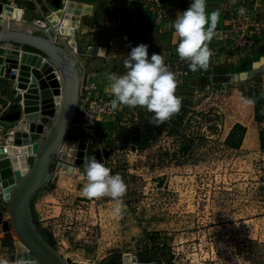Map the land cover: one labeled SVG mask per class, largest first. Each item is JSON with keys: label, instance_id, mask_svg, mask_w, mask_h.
Returning <instances> with one entry per match:
<instances>
[{"label": "rangeland", "instance_id": "1", "mask_svg": "<svg viewBox=\"0 0 264 264\" xmlns=\"http://www.w3.org/2000/svg\"><path fill=\"white\" fill-rule=\"evenodd\" d=\"M76 2L81 1L0 0V4L22 10L21 17L11 20L0 14V29H31L34 34L51 36L45 30L52 28V38L60 37L65 44L61 19L53 23L50 18L65 3L79 8L72 17L77 34H94L93 23L108 21L116 14L92 16L86 2L83 7ZM120 2L117 13L124 19L129 13L122 9L131 6L132 0ZM223 2L227 7L233 4ZM83 47L86 58H96V50L95 55L91 48ZM21 49L31 51L0 42V53L6 57ZM69 49L74 56L72 46ZM221 57L227 58L226 53L211 59L210 66ZM241 61L246 60L229 63ZM42 87L31 86L29 92ZM259 91H264L263 67L229 77L200 70L177 84L175 94L182 98L181 108L163 124L152 123V112L127 107L114 119L103 120L106 136L100 149L80 141L83 157L78 161L72 157L74 162L58 160L50 182L36 195L33 213L40 232L52 238L65 258L87 264H264V149L260 143L264 122L255 121V102L242 103V98L255 101ZM23 99L17 81L5 73L0 75V105L4 108L0 125L5 126L0 131V164L16 173L21 167L29 168L34 160L30 153H15V137L10 133L20 120L9 119L13 114L7 110L14 104L18 112L16 105L22 107ZM237 124L246 129L243 139L239 128L232 136ZM141 137L143 147L138 153L134 146ZM93 157L126 184L118 215L113 214L116 200L89 198L84 192L87 180L82 179L83 172ZM60 161L66 164L57 171ZM3 180L0 168V260L36 264L20 259L25 257L24 249L8 227Z\"/></svg>", "mask_w": 264, "mask_h": 264}, {"label": "clouds", "instance_id": "2", "mask_svg": "<svg viewBox=\"0 0 264 264\" xmlns=\"http://www.w3.org/2000/svg\"><path fill=\"white\" fill-rule=\"evenodd\" d=\"M244 11L240 9L241 14ZM219 18V9L207 11V0H192L188 9L177 13L172 23L178 38L176 52L182 60L189 62L190 71L209 69L212 51L208 44L217 34ZM124 65L127 69L124 74L107 75L113 97L110 101L112 111L123 106L145 108L154 113L152 123L155 125L163 124L179 112L182 98L175 94L176 77L160 53H152L149 57L148 45L139 44L131 48ZM242 103L252 105L254 101L242 98ZM83 178L87 180L84 187L86 196L111 197L117 201L113 214H120V200L126 192V184L119 174H112L111 169L93 157L85 165ZM0 264L8 262L0 260Z\"/></svg>", "mask_w": 264, "mask_h": 264}, {"label": "water", "instance_id": "3", "mask_svg": "<svg viewBox=\"0 0 264 264\" xmlns=\"http://www.w3.org/2000/svg\"><path fill=\"white\" fill-rule=\"evenodd\" d=\"M3 9L4 5L1 3L0 14ZM0 42L21 48L30 46L38 50L54 65L61 79V96L52 97V109L56 108V110L49 111L52 116L49 117L51 123L45 125L40 121H30L31 133L17 131L15 134V144L22 145L40 140V145L34 155L32 165L17 179L11 189L8 197L10 215L8 227L13 228L18 239L30 250L36 264H70L40 232L34 220L33 201L50 182L53 168L59 158L74 162V159L63 151V146L77 112L81 83L80 63L59 38L34 34L21 28H1ZM13 51L20 52L19 50ZM35 128L38 129V133L34 132ZM42 132L43 135H41ZM136 264L155 263L149 261Z\"/></svg>", "mask_w": 264, "mask_h": 264}, {"label": "built area", "instance_id": "4", "mask_svg": "<svg viewBox=\"0 0 264 264\" xmlns=\"http://www.w3.org/2000/svg\"><path fill=\"white\" fill-rule=\"evenodd\" d=\"M131 3V6L122 9L128 11L127 17L131 21L138 18L145 23L146 20H149V24L162 28L168 24L172 25L177 15L165 4L164 0H132ZM188 8L186 7V9ZM241 8L245 10L243 14L240 12ZM224 12V38L221 42L209 47L212 51L211 59L223 56L224 53L229 58V62L250 59L264 46V0H235L231 7L225 6ZM121 16L124 15L121 14ZM176 47L170 50L169 57L164 59V62L168 69L175 74L178 84L185 78L195 76L200 70L190 71L189 62L182 60L177 55ZM28 52L38 53L39 56L48 61L47 57L39 52ZM92 52H95L96 55V51L92 49ZM97 52L99 55L100 52ZM78 61L81 70V85L77 112L70 132L72 133L73 129L76 128L77 137L75 138L77 140L85 142L93 149H100L106 136L102 121L114 119L122 108L127 106L112 111L110 108L112 95L104 93L99 84L92 80V76L97 73V70L93 71L90 63L84 65L82 61ZM129 109L136 110L137 107ZM3 110L4 108L0 105V120H4ZM40 122L46 124L51 122V118H42Z\"/></svg>", "mask_w": 264, "mask_h": 264}, {"label": "crops", "instance_id": "5", "mask_svg": "<svg viewBox=\"0 0 264 264\" xmlns=\"http://www.w3.org/2000/svg\"><path fill=\"white\" fill-rule=\"evenodd\" d=\"M80 1L81 2H76V4L80 5L81 7L88 4L89 7H91L89 10L91 9L92 16L100 14L104 18V14L112 15V11L116 12L114 16L112 15V19L108 21H104L103 19L101 22L93 23L92 30L94 31V34H78L81 37L82 45L100 52V54L97 55L95 59L90 60L86 58V62L82 63L84 65L90 63L93 67L92 70H97V73L92 76V80L96 81L101 87L102 91H104L106 94L111 95L107 75L109 73L121 75L127 71L124 61L127 59L128 53L132 47L138 46L139 44H146L148 45L149 57L152 53H160L164 59H167L169 57L170 50L177 46L178 38L174 33L172 25L170 24L159 28L149 23L145 24L143 20L138 18L133 21H131L127 16H124V19H119L117 13L118 5L116 4H121V2L119 3L121 0ZM83 1L87 4H85ZM164 2L170 9L178 13L183 12L186 7H189L192 3V0H164ZM228 3H235V0H228ZM65 5L67 6V4ZM217 9L220 11V18L216 29L217 34L208 44L209 47L221 42L224 38L223 27L225 24V6L223 0H207L208 12ZM84 27L85 26L82 24L83 29ZM26 30L30 31L28 29ZM72 49L74 51L73 47ZM74 57L78 59L76 57V52ZM257 66L264 68V46L246 61L236 62L233 64L229 63L227 58L221 57L211 66H209L207 71L204 72H207L208 74L219 75L220 77H229V75H232L234 72L239 73L241 70H249ZM10 108H12V104L8 108V112L12 111ZM138 109H140L139 111L141 112H149L145 108L138 107L137 110ZM142 139L143 137H141V140ZM134 151L139 153L140 148L138 147V144H135Z\"/></svg>", "mask_w": 264, "mask_h": 264}, {"label": "bare ground", "instance_id": "6", "mask_svg": "<svg viewBox=\"0 0 264 264\" xmlns=\"http://www.w3.org/2000/svg\"><path fill=\"white\" fill-rule=\"evenodd\" d=\"M3 5H4V9L1 14L3 15V17H7L8 19L11 20L12 17L19 18L22 16V10L17 9L16 7H12L7 3H4ZM77 10H79V8H76L75 4L68 3L67 6L66 5L64 6V9L58 10L53 14H51L50 18L53 21V23H56L61 19L63 24L60 28V31L62 38H64L65 40L64 41L65 44L67 42L66 46L68 48L69 46H72L74 48V52H76V57L80 61L85 63L86 62V57H85L86 55L84 54L85 48L81 44V37L75 32V23L72 20V17L73 15H75V13H77ZM14 24L18 25L17 23ZM28 30L32 31L31 29ZM45 31H48L52 37L54 33L52 28H48ZM53 38L56 39L55 36ZM59 39L61 40L60 37ZM9 51L12 52V50ZM39 55L40 54L38 53L35 54L24 53V50H21L18 53L17 52L15 53V51H13L12 54L11 53L8 54L9 57H6L5 53L3 52L0 53V75L2 76L5 73L9 77H13L17 81L18 88H20V90L23 91L24 93L22 107L16 105L19 111L16 112L14 104L12 105V108H10L12 111L9 112V115L12 114L13 115L10 116L9 119L17 118V120H20V123L18 124L17 127L10 129L12 138L15 137L17 131L23 130L31 133L30 121L38 122L43 117H52L50 116L51 112L49 111H52L53 109L56 110V108L52 109V97L56 98L57 96H61V79L57 70L55 69L54 65H52L49 61L44 60V58ZM9 72H12V74L9 75ZM37 84H43L45 88L42 87V89L36 91L35 93L33 94L30 93L29 90L31 86ZM53 103L55 102L53 101ZM50 123L51 122H47L45 125ZM3 130H5V126L0 125V131ZM74 130L75 128L73 129L72 133L71 132L69 133V136L64 143L63 151L67 152L70 157H74L75 161H78L83 157V150L80 145V141L75 138L77 137V132H74ZM34 132L38 133L39 131L37 128H35ZM41 135H43V132L41 133ZM72 137L74 139L73 141H70V138ZM15 145L17 146V150L15 151L16 154L30 153L32 155H35L40 145V140H37L33 143H28V144L23 143L22 145H18V144ZM60 159L61 158H59L58 160ZM63 161L66 162L65 160ZM63 161H60L58 163L57 171L62 168L61 166L66 164ZM6 167H8L9 169L7 170ZM0 168L1 171H3V179L5 180V181L3 180L4 190L6 193V198L8 199L14 183L22 174L26 172L28 168L21 167L22 171H20L19 173H16L15 170H13L9 165L6 166L3 163L0 164ZM21 168H18V170H21ZM21 245L24 249L23 254L25 255V257L20 259L27 260L31 263L33 261H36L34 256L30 252V250L24 245V243L21 242ZM66 260L70 264H87L83 262L81 263L77 261H71L69 258H66ZM139 262L140 261L136 263ZM136 263H126V264H136ZM17 264H25V263L22 262Z\"/></svg>", "mask_w": 264, "mask_h": 264}, {"label": "trees", "instance_id": "7", "mask_svg": "<svg viewBox=\"0 0 264 264\" xmlns=\"http://www.w3.org/2000/svg\"><path fill=\"white\" fill-rule=\"evenodd\" d=\"M25 49L39 52L38 50H36V49H34L33 47H30V46H25ZM254 102H255V105H254L255 121L258 122V123H263L264 122V91H259L257 93ZM237 128H239V129L242 130L241 131L242 134H241L240 137H241V139H243L244 138V135L246 133V129L242 125H240V124H237L234 127V129L232 130V136H233V134H234V132L236 131ZM230 138H231V136L228 137L227 141H229ZM142 142L143 141L141 140V142L138 144V147L140 149H142V147H143ZM260 143H261V147L264 149V129H262L260 131ZM43 235L45 236L44 233H43ZM47 239L55 247V243L53 242L52 238L51 237H47Z\"/></svg>", "mask_w": 264, "mask_h": 264}]
</instances>
